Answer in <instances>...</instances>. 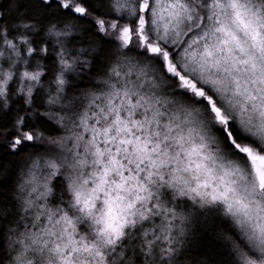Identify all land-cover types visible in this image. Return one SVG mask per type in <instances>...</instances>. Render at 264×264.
Instances as JSON below:
<instances>
[{
    "label": "snow or ice",
    "instance_id": "snow-or-ice-1",
    "mask_svg": "<svg viewBox=\"0 0 264 264\" xmlns=\"http://www.w3.org/2000/svg\"><path fill=\"white\" fill-rule=\"evenodd\" d=\"M0 264H264V0H0Z\"/></svg>",
    "mask_w": 264,
    "mask_h": 264
}]
</instances>
